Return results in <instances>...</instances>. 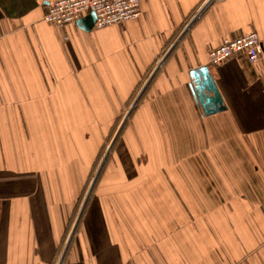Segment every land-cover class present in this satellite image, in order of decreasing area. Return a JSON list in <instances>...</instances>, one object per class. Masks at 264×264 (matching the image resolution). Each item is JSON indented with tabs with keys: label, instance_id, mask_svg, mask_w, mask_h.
Wrapping results in <instances>:
<instances>
[{
	"label": "crops",
	"instance_id": "obj_1",
	"mask_svg": "<svg viewBox=\"0 0 264 264\" xmlns=\"http://www.w3.org/2000/svg\"><path fill=\"white\" fill-rule=\"evenodd\" d=\"M55 1L0 0V264H264V0H141L90 30L44 22ZM251 33L260 61L209 64Z\"/></svg>",
	"mask_w": 264,
	"mask_h": 264
},
{
	"label": "built area",
	"instance_id": "obj_2",
	"mask_svg": "<svg viewBox=\"0 0 264 264\" xmlns=\"http://www.w3.org/2000/svg\"><path fill=\"white\" fill-rule=\"evenodd\" d=\"M217 0H205L200 13L207 5ZM141 0H59L48 4L43 21L56 27L75 24L86 15H93L96 29L127 24L141 17ZM262 43L255 33L225 39L217 48L208 53L209 64L218 66L225 61L244 55L249 62L256 63L262 58ZM161 60L155 65L159 67Z\"/></svg>",
	"mask_w": 264,
	"mask_h": 264
},
{
	"label": "water",
	"instance_id": "obj_3",
	"mask_svg": "<svg viewBox=\"0 0 264 264\" xmlns=\"http://www.w3.org/2000/svg\"><path fill=\"white\" fill-rule=\"evenodd\" d=\"M78 22L81 23L84 30H90L94 25V17L93 15H88L85 18L79 20ZM191 74H193V76H195L196 78L199 77V75L202 76L201 80H196V85L194 87V96L198 104L201 105L203 113L205 115H211L222 111L224 107L222 105L221 98L216 90L212 79L209 77L208 70L206 68H201L193 71ZM103 162L104 160L100 163L97 171L95 172V176L92 180L88 193L99 173Z\"/></svg>",
	"mask_w": 264,
	"mask_h": 264
},
{
	"label": "rangeland",
	"instance_id": "obj_4",
	"mask_svg": "<svg viewBox=\"0 0 264 264\" xmlns=\"http://www.w3.org/2000/svg\"><path fill=\"white\" fill-rule=\"evenodd\" d=\"M160 67V66H159ZM136 99H137V96H135V98H134V102L136 101ZM133 105H131L130 106V108H125L124 110H122L121 111V113H120V115L115 119V121H114V124H113V131H112V136H111V139L113 140V138L115 139V137L116 136H118V134L119 133H121L123 130H124V127L126 126V124H127V120L129 119V118H131V116H132V114H133V112H134V109H133V107H132ZM132 107V108H131ZM117 138V137H116ZM114 141V140H113ZM108 144H109V142H108ZM107 144V145H108ZM107 145H105V149H106V152L105 153H108L109 151V149L108 148H110V144L107 146ZM104 149V150H105ZM103 150V151H104ZM107 158V155H105L104 153H102V157H101V159H100V161L102 160H105ZM101 161V162H102ZM100 162V163H101ZM94 173H95V171H94ZM94 173H93V175H92V177L93 176H95L94 175ZM92 180V179H91Z\"/></svg>",
	"mask_w": 264,
	"mask_h": 264
},
{
	"label": "trees",
	"instance_id": "obj_5",
	"mask_svg": "<svg viewBox=\"0 0 264 264\" xmlns=\"http://www.w3.org/2000/svg\"><path fill=\"white\" fill-rule=\"evenodd\" d=\"M135 106H136V104L133 106V109H135ZM125 128V127H124ZM120 134V133H119ZM117 140V138L115 139V141ZM115 141H114V143H115ZM113 143V144H114ZM113 147H114V145H111V147L109 148L110 149V151L113 149ZM110 151H109V153L107 154V158L109 157V155H110ZM102 153H103V149L100 151V154L98 155V158H97V161L96 162H94L95 164H94V167L92 168V171H91V173H90V177H91V175H93V173H94V171L96 170V168L98 167V165H100L99 163L101 162L100 161V159H101V157H102ZM104 168V166H102V168L100 169V172H99V174H98V176H97V178H96V181H95V183H94V186L98 183V181L100 180V177H101V174H102V172H103V169ZM90 181V180H89ZM89 181H88V183H89ZM88 183H87V185H88ZM82 197H83V195H82Z\"/></svg>",
	"mask_w": 264,
	"mask_h": 264
}]
</instances>
